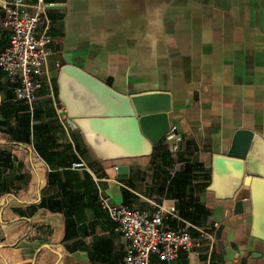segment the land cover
<instances>
[{
	"label": "crops",
	"instance_id": "0c3cea01",
	"mask_svg": "<svg viewBox=\"0 0 264 264\" xmlns=\"http://www.w3.org/2000/svg\"><path fill=\"white\" fill-rule=\"evenodd\" d=\"M44 3L51 55L32 106L0 70V264H122L129 244L99 195L149 214L174 209L168 229L214 236L172 264H264L246 214L209 191L213 157L237 131L264 139V0ZM36 4L25 9L34 14ZM3 20L0 9V52L10 37ZM67 64L123 95L168 92L178 152L162 136L149 157L99 159L59 100ZM150 264L165 263L152 255Z\"/></svg>",
	"mask_w": 264,
	"mask_h": 264
},
{
	"label": "water",
	"instance_id": "95a60500",
	"mask_svg": "<svg viewBox=\"0 0 264 264\" xmlns=\"http://www.w3.org/2000/svg\"><path fill=\"white\" fill-rule=\"evenodd\" d=\"M58 87L69 122L102 161L149 157L170 129L168 92L123 95L69 64L60 69ZM117 172L125 177L127 168ZM243 189L247 198L238 196ZM209 191L218 200L234 201L235 213L246 214L251 235L264 242V139L237 131L225 155L213 157Z\"/></svg>",
	"mask_w": 264,
	"mask_h": 264
},
{
	"label": "built area",
	"instance_id": "2783aa9c",
	"mask_svg": "<svg viewBox=\"0 0 264 264\" xmlns=\"http://www.w3.org/2000/svg\"><path fill=\"white\" fill-rule=\"evenodd\" d=\"M48 5L37 0L35 13L25 9V0H0L4 13L3 25L10 30L9 45L0 52V70L11 82H16L15 99L33 105L40 82L35 77L42 73L51 55L49 45V21L45 16ZM171 143V151L178 152L182 138L169 129L165 134ZM73 169L86 168L83 162L72 164ZM99 204L109 219L117 225V230L129 244V252L122 264H150V257L156 255L165 264L174 263L180 252L188 257L194 254L203 239L213 242L214 236L200 232L194 239L186 231L168 229L163 218L166 214L175 217L174 209L158 207L149 214L126 205L115 204L104 195H99Z\"/></svg>",
	"mask_w": 264,
	"mask_h": 264
}]
</instances>
